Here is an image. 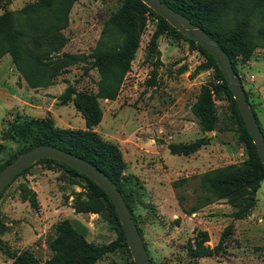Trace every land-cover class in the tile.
I'll return each mask as SVG.
<instances>
[{
	"label": "rangeland",
	"instance_id": "rangeland-1",
	"mask_svg": "<svg viewBox=\"0 0 264 264\" xmlns=\"http://www.w3.org/2000/svg\"><path fill=\"white\" fill-rule=\"evenodd\" d=\"M35 0H0V12L9 10L28 34L40 37L41 45L29 39L27 47L36 54L57 40L55 21L46 10L30 16L17 13ZM123 0H76L67 21L58 30L62 36L59 52L86 54L99 38L105 20L122 6ZM240 14H227L222 25L237 26ZM157 19L147 15L138 35V44L114 99L97 98L101 112L92 126L102 140L115 144L125 163L121 171L122 192L140 228L146 250L155 264H264V179L254 192V206L242 219L231 217L233 208L225 198L213 199L191 213L204 197H211L199 186L200 175L212 168L239 163L247 158L246 144L238 139V118L231 101L214 87L220 84L214 70L197 69L204 57L169 28L150 44ZM264 22L254 14L244 28L250 56L234 59L242 88L246 80L264 81ZM234 31H237L234 30ZM31 71H35L30 68ZM50 68L44 74L50 72ZM37 75L41 71H36ZM48 83L29 85L15 68L8 53L0 55V165L32 143L30 137H13L10 124L49 117L55 128L84 129V121L72 101L59 105L57 96L70 85L76 91L94 93L98 74L88 63H77L53 71ZM201 87L210 90L214 104V129L204 132L191 113ZM236 107V106H235ZM205 136L207 144L187 155L171 154L169 143H187ZM18 155V154H17ZM8 163V162H7ZM70 180H75L72 184ZM26 184L35 192L37 206L20 199L18 186ZM84 180L72 177L58 165L41 161L13 178L0 194V220L7 229L0 234V245L16 253L27 249L45 263L52 254L47 241L54 238V225L67 219L84 239L95 245L115 242L118 227L104 213H75L70 208L84 192ZM228 223L233 231L223 241L221 253L190 258L186 248L195 230H206L213 246ZM116 244V243H115ZM118 244V243H117ZM94 264H134L130 252L120 245ZM11 259L0 249V264Z\"/></svg>",
	"mask_w": 264,
	"mask_h": 264
},
{
	"label": "trees",
	"instance_id": "trees-1",
	"mask_svg": "<svg viewBox=\"0 0 264 264\" xmlns=\"http://www.w3.org/2000/svg\"><path fill=\"white\" fill-rule=\"evenodd\" d=\"M75 1L35 0L17 12L28 17L40 10H46L54 19V28L56 27L54 36L57 40L49 43L46 46V50L41 54L34 53L25 44V40L29 39L34 46H40L42 43L39 39L40 37L36 38L35 34H28L25 29L20 28L17 25L15 13L6 9L0 12V55L3 53L10 55L15 68L22 74L29 85L40 86L42 83V85H45L53 76L52 70L61 71L69 65L83 62L95 68L98 74L96 91L94 93L76 91L70 85H67L57 96V103L59 105L72 101L74 108L79 111L83 118L84 129L55 128L51 118L48 116L43 119H27L21 122L13 121L10 124V131L13 137L20 139L30 137L32 139V143L17 154L34 145L48 144L72 153L95 165L116 185L136 224L138 233L141 235L132 209L122 192L121 171L125 163L121 152L115 144L102 140L90 128L95 126L101 117L97 98H115L120 82L128 69L129 62L137 47L138 35L145 24L146 16L152 15L157 19V23L156 29L150 37V44L153 46L155 38L165 28H169L201 53L205 61L199 64L197 69L212 68L214 70L215 78L220 81V84L216 85L214 89L222 91L231 101L238 118V139L244 142L247 148V158L243 161L215 167L203 172L199 178V186L212 196H205L204 201H201L199 205L192 206L188 210L183 211L184 213H191L203 205L210 203L213 199L225 198V201L233 208L231 217L234 220L245 218L254 206L255 199L253 195L259 181L264 179V167L256 154L251 138L235 107L232 95L210 54L198 42L181 35L140 0H123L122 6L105 20L100 30L99 38L90 52L86 54L59 52L62 36L58 33V30L65 26L68 11ZM161 1L174 11L187 17L191 23L215 40L219 47L227 54L231 67L237 76V70L234 65L235 57L240 55L243 60H246L250 56V47L247 44L248 39L244 37V28L247 27L250 18L255 13L259 14L262 17V22H264V0ZM232 12L234 14L238 13L240 16L236 20V28L229 30V28L222 25V20H224L223 18L228 13L231 14ZM236 29L237 31H234ZM30 68L35 71H31ZM49 68L51 69L50 72L44 74V71ZM36 71H41V74L38 76ZM244 96L247 100L245 91ZM248 105L252 109L249 103ZM190 110L204 132L214 129L216 120L214 104L210 96V90L207 87H201L195 101L190 106ZM258 125L260 127L259 122ZM208 140L205 136H201L187 143H169L167 148L171 154L187 155L207 144ZM17 154L11 155L8 161L0 165V168L13 160ZM41 161L52 162L65 172L70 173L72 177L78 176L84 180V185L81 188H85V191L75 192L76 196H81L82 198H77L72 203L69 202L70 208L75 213H104L106 218L109 221H113L118 227L116 241L102 245L89 243L80 232L70 226L67 219H63L54 225V238L47 241L52 254L45 263H40L27 249L13 253L0 245V249L11 259L9 264H94L114 248V245L117 243V245L127 249L122 228L110 199L102 188L84 174L57 160L41 158L24 168L13 178L24 174L30 166ZM70 181L72 184L77 183L75 180ZM18 190L21 200L27 201L32 208L37 206L35 192L28 188L26 184H20ZM6 229V224L0 220V234L6 231ZM232 231L233 225L228 223L222 228L218 242L213 246H208L204 244V242L208 241L207 231L195 230L194 237L191 240L193 245H189L186 248L187 254L190 258L218 255L222 251L223 241L231 235ZM143 245L145 247L144 241ZM149 258L152 261L150 256Z\"/></svg>",
	"mask_w": 264,
	"mask_h": 264
},
{
	"label": "water",
	"instance_id": "water-1",
	"mask_svg": "<svg viewBox=\"0 0 264 264\" xmlns=\"http://www.w3.org/2000/svg\"><path fill=\"white\" fill-rule=\"evenodd\" d=\"M154 13L163 18L181 35L198 42L213 58L226 86L235 102L236 109L255 147L256 154L264 167V135L244 96V91L238 77L235 75L227 54L219 47L215 40L190 22L184 15L174 11L161 0H140ZM41 158L57 160L74 170L84 174L98 185L110 199L118 222L122 228L127 248L134 264H153L141 235L138 233L129 209L126 206L116 185L111 182L95 165L82 158L48 144L34 145L16 155L13 160L0 168V192L5 185L20 171Z\"/></svg>",
	"mask_w": 264,
	"mask_h": 264
},
{
	"label": "crops",
	"instance_id": "crops-1",
	"mask_svg": "<svg viewBox=\"0 0 264 264\" xmlns=\"http://www.w3.org/2000/svg\"><path fill=\"white\" fill-rule=\"evenodd\" d=\"M243 87L264 135V81L257 82L253 74V80H246Z\"/></svg>",
	"mask_w": 264,
	"mask_h": 264
}]
</instances>
